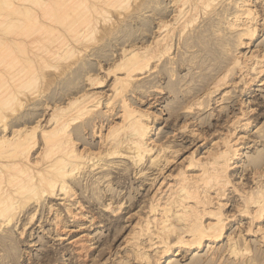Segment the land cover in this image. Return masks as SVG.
<instances>
[{"label": "rangeland", "instance_id": "1", "mask_svg": "<svg viewBox=\"0 0 264 264\" xmlns=\"http://www.w3.org/2000/svg\"><path fill=\"white\" fill-rule=\"evenodd\" d=\"M5 1H6V3H5ZM5 1H4V4H6V5H4L0 0V20H1L0 21V35H2V36L11 35L9 37H11V38L15 37L18 40H23L24 42H26L25 46L27 48H28V45H31L28 48V53L30 56H34V57L36 56L37 57V54L44 53L45 48L50 43H51V45H49V46H52V41H53V43L57 42V41H55L57 39V38H55V36H57V35H56L53 27H56L57 29L63 31L62 24L59 25L57 19L62 18L64 15L65 16L67 15V17H68V18L64 17L67 20V22H71V21L73 22V20H75L76 18L79 17L78 18L79 20L77 19L73 23L72 22L70 23V24H72V27L75 25L76 26L79 25V26H77L78 28H76V29H75L76 26L73 27L74 28L73 31L75 30L74 32H76L77 30L80 31L79 32L80 33L79 34V39H80L79 41L83 42V40H81V38L84 35H86V38H87V35L89 33H90V35H88V38L89 37L91 38V39L90 38L86 39L84 36L82 39L85 38L86 40H89L90 42L84 41L85 45H84V43L83 44L79 43L81 46L77 45L78 43L72 42L77 49L78 48L83 49V50H81L82 52H79V51L75 52L76 55H74V53L71 54L69 52H66L65 50L63 51V46H61V44H59V42L56 43L57 45L56 44L53 45V47H54L53 49L57 53V57L60 58V60L56 59V61L58 60V62H56V64L54 63L55 61H51L50 57H48L50 60L47 59L48 61H46V62L44 60L43 61L38 60L37 65L39 67L36 65V63H35V65H36V68L38 67L39 69H41L39 71L40 77L36 79L37 81L33 80L31 77H29L32 80L29 79L30 82H28L29 83L28 85L26 84L27 87L24 84H19L17 81H16L17 83L16 82L13 83L9 80V84H10L11 88H13L15 90L18 85L21 88V89L19 87L17 88V90L19 89L18 91L21 90L20 92L22 94H21L20 99L22 100V103L21 104L16 103L14 105L16 107V108L14 107L16 110V113L21 115L23 112L22 116H25L26 114H29L30 111H32V110L37 111V115H36L37 118L35 117L32 120V122H29L28 123L29 126L34 124L35 123L34 121L39 119L41 116L46 117L47 113L50 112L44 108L45 103H48L49 106H51V105L54 106V105H58V104L62 105V104H65L66 100L73 99L74 97L78 99L80 96V98H81L82 95H85L83 93L87 94V92H88V93L94 94V96H95V94H97L96 95L97 97H95L91 102L88 101L89 103H87V104L88 105H91V103L95 104V101L98 100L99 102L97 101V103H98V105L100 103V105L96 106V108L94 107V109L92 108L93 110L92 109L90 110L91 111V112H89L90 114H87L84 117V120L90 119L91 123L89 124L87 129H85L84 131L81 132V134L79 136L75 137V143H76V146H78L77 147L78 149L81 148L80 150H82V149L85 150V148H86V151L90 149V152H91V150H93L92 152H96V151H98L97 149L101 150L102 148H105V147L103 146L104 144H102V142L99 141L98 133L96 134V133H94L95 131L92 130V126H91L92 123L98 124L97 121L103 120V124H104V128H105L108 125L115 123L114 121H116V123L119 122L120 119H119L117 114L120 113V98H126L127 100L129 99V103L131 105V108L135 109V111L136 110L142 111V112H145L147 114L146 118L148 119V121H150V124H152L151 125L152 126L151 138L154 141L153 143L155 145L157 144V146L159 145L160 147H162L166 151L165 152L166 155H170L169 163L167 164L166 168L165 167L163 168V170L161 171V174H160V176H164V177L166 176L165 177L166 179L171 178L172 174L177 172L176 169L179 170L180 168H182L184 162L187 163L191 159V157H193V158L197 157L198 158L201 156L200 158L202 159L204 157L203 153L206 150H208V148L211 145L210 143L213 140L215 141V140L222 139L226 133L230 137H234L239 132L242 133V135L243 134L245 135V136H243V139H242V141L245 142L244 143L245 146L243 145L241 147L240 158L235 159V160H237V162L233 165L234 167L229 169V171H228V172H230L228 174H230L229 179H230V181H232L231 184H233L232 185L233 189L231 186H229V188L232 189V192L228 188L229 190H227V192H228L229 200L227 201V205H224L222 208L223 214H229V215H227L228 217H227V221H226L227 222L226 223L227 224V226H226L227 230L225 229L224 235H230V232H231V236H236L237 234H239L241 232L239 234L240 237H239V235L236 236V237H238V238H236V240H237V242H239L238 243L239 245L238 244L236 245L237 247L239 246L238 248L236 247V254H234V253L230 254V252L227 250L226 242H224L225 239L223 237L224 240L222 239V241H220L216 245V247H215L216 249L209 250L208 245L205 244L202 248H200L198 250H190L187 253L184 251L185 253L182 252L181 254L176 255V256L170 255L169 256L170 258L166 257L165 260L162 259L161 264H264V244L261 243V241H260V233H258V232L253 233V234L250 233L248 235L243 234V233H245V231L243 229H245V227H246L248 218H247V214H243L241 212V208H239V206L241 207L240 204H242V199H241V196L239 194L240 192L236 191L234 188V187L237 188L240 185V183L245 188L246 187L252 188L253 187L252 185H254L253 184L254 180L250 179V177H252V173L257 172V171L259 173H261L264 171V80H263L264 79V73L262 75V80L260 81L262 83L261 84L257 83L259 81H255L254 83L250 82V83H248V85H250L248 89H247L248 85L243 87L242 81H244L243 79L245 77H244V75H241L242 73L244 74L243 69L245 68L244 67L245 65H243V64H249L250 61H252V59H253V57L252 58H249V57L246 58L245 56H248L249 53H251V52H253V54H257V53H259L258 51H260L261 49L264 51V27H263L264 24H262L263 20H261V21L259 20V23L257 22V31H256L254 37H252L253 39L252 38L250 39L251 41L248 39H244V38L242 39V41L245 40L244 42L248 41V45L245 46L244 43L241 41V39L240 38H239L240 40L238 39L239 34L237 33V30L233 27H229V22L232 20V17L235 15L232 13H234V12L236 13V11H234V12L232 11L233 9H236V6H235L236 4L234 3L236 0H215L214 4L210 7V9L208 8L207 10H204V11L202 10L203 12L200 10L197 13V18L193 21H190L187 24L184 31L180 32V34H179V29L181 28V23L178 22V20L172 19V13H173L174 9H171V8H175V7H173V6H175V4H173L174 3L173 0H127L128 2L122 0L123 4L121 3V0H119V4L126 6V7L119 6L118 2L116 3V0H108L109 2H106L107 0L106 1L98 0V2H97V0H94V1L93 0H86L87 2L84 0H79V1L78 0L77 1L76 0H73V1L72 0H67V1L63 0L64 3L61 2L62 0H60V4L64 5L62 7L63 10L62 9H60V11H59V9L57 10L58 5L54 8L53 6L55 5V3L54 4L52 3V4H50V6H52V8L49 10L47 9V14H45L46 17H44V13H45L44 9L43 10L41 9L43 7L41 5L38 6L39 4H37V2H39V0H35V2H34V0L33 1L28 0L29 3L27 0H26L27 3L23 2L25 0H23V1L5 0ZM82 1H84V3ZM114 1L116 4L114 3ZM224 1H226L225 4L223 3ZM253 1H255V0H252L251 5H254V3L257 0L255 2H253ZM30 2H34L36 4H34V3L31 4ZM79 2H82V4L80 3L81 6L78 8L77 4H79ZM100 2H101V4H100ZM111 2H113L114 4ZM257 2L255 3L254 6L256 7V10H257V16L256 17L259 18L260 13L261 14L264 13V6L260 5L261 2H258V3ZM68 3L70 4V6ZM109 3H110V5H108ZM125 3H127V5ZM1 4H3V6ZM7 4L9 7L7 6ZM10 4L13 7H10L11 6ZM65 4L67 7H65ZM216 4H217V6H216ZM112 5H114V7ZM115 5H118V7ZM228 5H230V6L232 5L233 8L232 7L230 8V6H229V8L231 9L230 10L228 8ZM259 5H260V7H259ZM6 6H7V8L5 10H3ZM23 6H25V7H23ZM22 7L24 8L25 11L22 10L23 9ZM81 7L83 10L80 9ZM86 7H88V9ZM121 7H122V9H121ZM10 8H12V9H10ZM67 8L69 9V13H68ZM72 8H73V10L76 9L77 11L76 10L73 11ZM66 9H67V11H65ZM91 9H93V10H91ZM219 9H220V11H219ZM259 9H260V11H259ZM53 10H54V14L52 12ZM80 10H81V12H80ZM86 10L89 11L88 12L89 16H88V13H86ZM209 10H211V11H209ZM50 11L52 12L53 15L51 14ZM71 11H73L75 13H77V12H79V13H78V15L75 13L73 14V12H72V14H70ZM82 11L84 14H82ZM92 11H94V12H92ZM231 11H232V13H231ZM59 12L62 13V15L59 14ZM41 13L43 16L41 15ZM63 13H65V14L63 15ZM96 13L97 14L99 13V15H97ZM223 13H224V15H223ZM7 14H9V15H7ZM57 14H58V16H57ZM79 14L80 15L82 14L85 16L82 17V15L80 16ZM5 15H6V17H5ZM55 15H56V17H55ZM73 15H75V16H73ZM168 15H170V16H168ZM52 16H54V17H52ZM69 17H71V19ZM104 17H106L107 19L106 18L103 19ZM93 18H95V19H93ZM165 18H166V20H165ZM8 19L11 20L10 22H12V23H9ZM17 19H19V20H17ZM46 19H48L49 21ZM89 19H90V22L94 21L93 25L96 23L95 24V25H97L96 28L98 27V29H95L96 31L94 30V32H96V33H94L91 30L92 23H88ZM108 19H109V21H108ZM162 19L165 20L164 25H166V23L168 24V26L166 25L167 28L164 27L165 28L164 30H166L167 32L169 30V33H171L172 30L174 32L173 36L175 38H172V47H171L172 49H170V51H169L171 53H164L163 56L161 57L162 60L160 59L157 62L159 64H156V68L152 69V67L151 68L146 67L147 72L143 73L140 76V78L135 79V80L133 79L128 87H126L124 89L121 87H117L118 88L117 91L115 89H112V88L109 89V87L111 86L110 84L112 82L113 77L117 74L120 75L122 72V71H120L121 69L119 67H118L119 69L117 68V72L115 70H113L114 71L113 72L110 69H109L110 70L109 72L107 71L108 68L114 67V66H112V64L113 65H115L116 63H117V65L119 64L121 57H122V54H123V53L122 54L120 53V50L122 48L132 49L133 47L136 49V47L139 48V46L141 47L144 44H145L144 46L149 44L147 48L149 49V51H152V47L155 44L153 42L154 41L153 39H154V36H156V29H157V26L159 24L158 20L163 21ZM54 20L55 21L57 20V23ZM82 20L86 21V23H84V21L81 22ZM200 20H201V22H200ZM32 21H33V23H32ZM34 21L36 22V24H34L35 23ZM51 21H53V23L54 22L55 23L53 24ZM100 21H102V22H100ZM171 21L173 24L171 23ZM175 21L178 22V24H176ZM64 22H66V21H64ZM224 22H226V25ZM7 23H8V25H7ZM41 23H43V24H41ZM80 23H83V24H80ZM87 23L91 24V25L87 26ZM11 24H12V26H10ZM81 25H86L85 27H88V28L90 27L89 28L90 30H87L88 28L85 29V27H84L85 31L87 30L86 31L87 33H85L84 30L83 31L81 30V29H83V26H81ZM189 26H190V28H189ZM12 27H14V28H12ZM173 27L175 29H173ZM6 28L8 30H6ZM10 28H11V30H9ZM31 28L33 30H31ZM67 28H69V26H67ZM202 29H205V30H202ZM5 30H6V32H5ZM18 30H20L21 32ZM36 30H39V31H36ZM48 30H50V31H48ZM51 30H53L54 32ZM26 31H28V32H26ZM81 31H82V33H81ZM23 32L26 34H24ZM49 32H51V33H49ZM83 32H84V34H83ZM152 32H154V33H152ZM44 33H45V35H44ZM232 33H234L236 35H234ZM34 34H36V36L37 35L38 36L36 37V36H34ZM237 34H238V36H237ZM31 35H32V40L35 39L34 41H35V43H37L36 44L37 47H35L36 45L33 46V44H35V43H32V41H30V42L28 41L31 39ZM175 35H178V37ZM27 36L30 38H28ZM80 36H81V38H80ZM44 37H45L46 41L44 40ZM36 40L39 42H37ZM238 40L241 42L242 45L240 43H238L239 42ZM27 41L30 44H27ZM95 41H96V43H95ZM43 44L46 47L42 48ZM58 45H60L61 47L60 46L58 47ZM87 45H90V46H87ZM55 46H56V49H59V48H61V49H59V51H58L55 49ZM131 46H132V48H128ZM31 47L33 48V50H31ZM86 47H87V49H86ZM34 48H35V50H34ZM38 50H39V52H37ZM40 51H42V53H40ZM122 51H123V49H122ZM0 52H2L1 54H4L3 55L4 58L2 56H0V59L2 58V60H3V61L0 60V62L2 61L0 63V66L2 65L0 67V69H4L8 65L7 62L9 63L10 60H12L13 56L8 53L9 50L6 47L3 48V45H0ZM15 52H18L20 54L19 51H15ZM63 52H66L67 55L64 54ZM238 52H240L242 57H241V55H239ZM61 53H63L62 59L60 57ZM77 54H79V55H77ZM168 54H169V57H168ZM170 54H171V56H170ZM243 54H244V57H243ZM64 55H66V56H64ZM72 55H74V56H72ZM95 55H97V56H95ZM235 55H237L238 58H236ZM5 56L7 59L5 58ZM67 56H68V58H67ZM165 56H167L168 58ZM119 57H120V59H119ZM165 58L167 60L170 59L171 62L169 60L166 62V60H164ZM235 58L237 60L239 59V61H243L244 63L242 62L243 63L242 64L238 61V64H236L235 62H237V61L234 62ZM240 59H242V60H240ZM249 59H251V60L249 61ZM163 60L165 62H161ZM117 61H119V62H117ZM40 62L41 63L43 62V64H45V65L40 64ZM47 62H48V64H47ZM52 63L54 64V66H56L55 69H53L54 67H50ZM64 63H65V65H64ZM78 63H80V64H78ZM86 63L88 64V67L90 66L89 68L91 70L89 68H87ZM150 63L153 64V61ZM60 64H62L63 66ZM171 64H173V65H171ZM239 64H241L240 65L241 67L238 66ZM18 65H15V67H14L16 70L19 69ZM46 65L48 68L46 67ZM57 65H58V67H57ZM65 66H66V68H65ZM68 66H70V67H68ZM59 67H61V68H59ZM75 67H76V69H75ZM103 67H104V69H103ZM115 67H116V65H115ZM148 67H150V66H148ZM227 68L229 71L227 70ZM105 69H106V71H105ZM111 69H116V68H111ZM118 70L120 73L118 72ZM148 70H149V73H148ZM225 70L228 71V73H226ZM57 71H58V73H57ZM73 71H74V74H73ZM166 71H168V72H166ZM61 72H63V73H61ZM89 72H92L93 74L89 73ZM65 73H67V74H65ZM106 73H107L108 77H107ZM113 73H114V75H113ZM224 73H225V75H224ZM226 74H227V76H226ZM0 75H1V73H0ZM58 75H60V76H58ZM77 75H79L80 77ZM87 75H89L88 77L91 79L95 76V80H97L98 78H99V80H102V77H103L104 82L102 81V83H101L103 85L101 87L93 88V90H94L93 91L92 87H90L91 84H89L90 80L88 79V82H86ZM97 75H98V77L96 78ZM220 75H221V77H220ZM250 75H251V77H253V73L252 74L250 73L248 76H250ZM26 76H28V75H26ZM223 76L226 77V78L224 77V79H226V80H224L222 78ZM1 77H0V88L5 84L4 79H2L5 77H2V78ZM216 78L217 79L220 78V80L222 79L221 82H219L220 80H217ZM70 79H72V80H70ZM66 80H68V81H66ZM35 81H36V83H35ZM93 82H96V81L93 80ZM213 82L214 83L217 82V84H219V86L216 87V89L218 88V90H216L215 87L213 86L214 85ZM223 82H227V83H223ZM106 83H107V85H106ZM20 85H22V86H20ZM36 85H37V87H36ZM211 86H213V87H211ZM3 88H5V87H2L0 90H3ZM24 88L26 91H24V93H23L22 91ZM212 88H213V91L215 90L214 92L212 91ZM241 88L243 91L241 90ZM122 89H123V91H121ZM27 90H29L30 92ZM102 90H104V91H102ZM118 90H119V92H118ZM209 90H211V92H213V94ZM72 91H73V93H72ZM96 91H98V93ZM206 91H208V94H206L207 93ZM26 92H28V94ZM223 92H224V94H223ZM113 93L115 94V96L113 95ZM98 94H100V95H98ZM120 95H121V97H120ZM71 96H72V98H71ZM116 96H117V98H116ZM24 97H26L27 99H25ZM22 98L25 100H23ZM115 101H116V103H114ZM109 103H110V105H108ZM196 103H198V105ZM191 104H192V106H191ZM18 105H20V106H18ZM188 106H189V108H188ZM245 106L246 107L249 106L252 109L249 108L250 110L248 109L249 111L247 110L248 111V113H247L245 111V108H246ZM109 107L110 108L112 107V109H113L111 112L106 111ZM241 108H242V111L240 110ZM133 109H131V110H133ZM41 110H42V112H41ZM243 111H245V112H243ZM240 113H244V114L242 116H240ZM234 114H235V116L236 115L239 116V118H247L248 128H247L246 132L243 131V129H242L243 126H240V123H242V122L238 123V125L235 122V120H234V122L236 124L234 123V125H233V123H229V122H231L230 119L232 117H234ZM245 114L247 116H245ZM92 115H94V116H92ZM10 117H12V116H10ZM9 119L10 118L8 117V120ZM236 120H238V118ZM78 124H80V123H78ZM236 126H237V128H235ZM48 128H50V127H48V126L44 127V129H48ZM104 130L105 129L102 130L103 133L106 132ZM194 131L196 132V134L194 133ZM230 131L232 134H228V133H230ZM243 132H245V133H243ZM193 134H195V135H193ZM197 134L200 135V137H198ZM36 135H37L36 140H39V142H40L39 145L41 146V138H40L39 130L36 131ZM195 137H197V138H195ZM94 146H96V147L94 148ZM123 149L124 148H122V150ZM175 151H177V152H175ZM174 152L176 154H174ZM192 152H193V155L191 154ZM149 156L150 155H146L145 158L143 159V162L139 163L138 165L131 164V162L127 159V157L121 158L120 156H113V157L112 156H102V159H101L102 162L100 161V165H102V166H100L98 169L97 168H90L86 165H84L85 167L81 165V167L78 168L79 173L75 174V177H77V178H74V179L75 180L77 179L76 181H78L77 182L78 185L82 184V186L81 185L78 186L75 184L73 185V183H70V185H72L71 187H72L73 193H74L71 198H74L76 200H78V199L81 200V201H79V200L78 201H79V204H81L82 209L76 208L74 210L76 205H75V207L73 205L70 208H71V210H74V212H76V214H78V216L84 212V215L87 217V220H86V217L84 215L78 217V220H75V222L73 220H71V218L67 217V214L63 210L65 207V204L60 205L59 202H62V201L59 199H56V198H53V199L52 198H45V199H43V197H42L41 200L39 201L40 203H38L40 205L38 207L35 205L36 203L30 201L31 203L26 204L24 206L26 208H23V210L17 214V216L18 215L19 216L18 217L15 216L16 218H14V219L17 220L16 221L17 225L15 223V220L13 219V221L11 223L12 225L9 224L10 226L8 225L7 227H5V229L7 228L9 230V233H8V230H6V232L3 231L5 234L2 232V234H4L6 237L8 235V238L5 239V242L2 243V245L0 244V264H142V263L145 264L144 260L141 259L139 256H137L136 252H135V254H133L135 251L133 246L137 242H139V240H137L136 233H135L134 229H132L131 224L132 225L135 224L134 222H136L139 217H143L146 214L144 212H147V208H148L149 203H150L149 200H151V195H150L151 192L150 191L152 189L151 188L152 186L150 184L151 183L150 178L154 175V173H156L157 165L159 166L161 164L160 161L157 162V165H156V163L154 164V163L148 162ZM104 158H106L107 160L109 159V160L107 161ZM186 158H188V159L186 160ZM144 162H145V164H144ZM107 163H109L108 166H107ZM85 168H87V169H85ZM133 168H135V169H133ZM140 168L143 169L144 173L142 174V176H144V177H142L139 174H136V171H138V169H140ZM254 168H255V170H254ZM96 169L99 171H97ZM108 169L110 171H107ZM93 170H94V172H93ZM251 171H252V173H251ZM81 172H83V173H81ZM95 172H96V174H95ZM169 173L170 174L172 173V174L169 175ZM77 174H79V175H77ZM80 175H81V178H80ZM134 175L135 176L138 175V176L135 177ZM263 175H264V172H263ZM91 176H92V178H91ZM97 176H99V177H97ZM79 178H80V180H79ZM96 178H98V179L96 180ZM99 178H100V180H99ZM261 178H260L261 179L260 181H262V184H263L264 183V176H262ZM95 181H96V183H95ZM237 183H239V184L236 185ZM149 184H150V186H149ZM79 187H80V189H79ZM70 193H72V192H70ZM77 193L79 194V197H78ZM234 195H236V196H234ZM231 196H232V198H231ZM109 201H111V202H109ZM121 202H122V204H121ZM236 202L238 203L239 206H237ZM108 203H110V211H109V209H107V207H105L106 204H108ZM41 204L44 207H42ZM48 204L53 205L51 207L52 212L51 211L48 212V210L46 208L49 206ZM146 204H148V205H146ZM33 205H35V206H33ZM118 205H120V206H118ZM31 207H34V208H31ZM60 207H62V208H60ZM237 207L239 210L236 209ZM43 208H44V210H43ZM56 208H59V209H56ZM145 208H146V210H145ZM112 209H113V211H111ZM117 209H120V210H117ZM56 210H60L62 212L61 214L63 216L61 215V217H60L61 219L57 220L59 225L57 224L55 226V223L53 224L52 220L55 219L54 222H56V219H57L55 217V211ZM105 210H107V211L105 212ZM24 212H26V213H24ZM31 212L32 213L35 212V216L33 218V221L30 222L32 225L29 224V222L27 223L28 217H29V215H31L30 214ZM78 212H80V213H78ZM239 212H240V214H239ZM88 214H90L93 217L91 224H90V222H88L90 219V217H88L90 215H88ZM229 217H231V218H229ZM67 218H69V219H67ZM233 218H236V219H233ZM38 219H39V221H38ZM64 219H66V221ZM59 220H61V222ZM62 220L65 221L67 224L66 229L61 227L62 223H63ZM18 221L20 222V224ZM59 222L61 223V225ZM239 222H241V223H239ZM14 224H15V227H14ZM27 224H28V226H26ZM40 224H42V225H40ZM237 224H240V226ZM77 225L78 226L83 225V226H81L82 227L81 228V227H78ZM22 226H25V228L23 229ZM40 226H41V228H40ZM84 226H85V228H84ZM253 226H254V224H253ZM22 231H23V233H22ZM20 232H21V234H20ZM55 232H56V234H55ZM58 232L65 233V234H62L63 236H62V238H60L57 235ZM129 232H132V234L133 233L134 234L132 235ZM6 233H8V234H6ZM127 234L130 236H128ZM78 237L82 238V239H86L88 241V243H86V244L88 245L90 243L89 245H91V247L88 246L87 250L85 251L86 255L84 257V260L82 257H80L82 259H79V257H77V255L74 253V247L70 243V241L73 240V238H78ZM59 238H60V240H59ZM87 238H89V239L91 238V239L89 240ZM134 238H136V239H134ZM129 239H130V241H128ZM125 241L128 243L125 244L126 243ZM133 243H135V244H133ZM131 246H132V248H131ZM218 246L221 248V250ZM241 249H242V251H241ZM215 250H217V252H215L213 254V252ZM243 252H244V254H243ZM148 253L150 254V255H148L149 261L146 264H150V263L153 264V262H154L153 261L154 258H152L153 254L150 250H148ZM241 253L243 254V256L240 255V258H239V254H241ZM134 255L136 256L135 257L136 259L134 258ZM137 258H140L143 262L140 259L137 260ZM220 258H222V259L220 260ZM234 259H236V260H234ZM169 260H171V261H169ZM251 261H254L255 263L251 262Z\"/></svg>", "mask_w": 264, "mask_h": 264}, {"label": "bare ground", "instance_id": "2", "mask_svg": "<svg viewBox=\"0 0 264 264\" xmlns=\"http://www.w3.org/2000/svg\"><path fill=\"white\" fill-rule=\"evenodd\" d=\"M4 1L5 0H1V2L3 4H4ZM20 1H23V0H20ZM27 1L25 0L23 2L27 3ZM29 1H28V3H29ZM65 1H67V0H65ZM84 1H86V0H84ZM84 1H82V2L84 3ZM104 1H106V0H104ZM124 1L128 2L127 0H124ZM214 1L215 0H173V2H174L173 4H175V6H173V7H175V8H171V9H174V11L172 13V19L178 20V22L181 23V28L179 29V34H180V32L184 31V29L186 28L187 24L190 21H193L197 18V13L200 10L204 11V10H207L208 8L210 9V7L214 4ZM255 1H253V2H255ZM257 1L261 2V4L260 3L259 4L264 6V0H257ZM34 2H35V0H34ZM34 2H30V3L32 4ZM61 2H63V0ZM82 2H79V4H77L78 8L81 6ZM97 2H98V0H97ZM106 2H109V1L107 0ZM117 2H118L119 6H123V5L119 4V0H116V3ZM225 2L226 1H224L223 3L225 4ZM5 3H6V1H5ZM52 3L53 4L55 3V5L53 6L54 8L58 5L57 10L59 9V11L64 6V5L60 4V0H39V2H37V4H39L38 6L41 5L43 7L41 9L42 10L44 9V11H45V13L43 12L44 17H46L45 14H47V9L49 10L52 8V6H50V4H52ZM111 3H113V2H111ZM114 3H115V1H114ZM121 3H122V0H121ZM234 3L236 4L235 5L236 9H233L232 11L233 12L236 11V13L235 12L232 13V11H231V13L235 14V15L232 17V20L229 22V27H233L237 30V33L239 34L238 39L240 38L241 41L243 38L250 40L252 37H254V35L257 31V22L259 23V20L260 21L263 20L262 24H264V13L263 14L260 13V15L258 14L259 18L256 17L257 16V10H256V7L254 6L255 3H254V5H251L252 0H236ZM3 4H1V5L3 6ZM34 4H36V3H34ZM100 4H101V2H100ZM125 4L127 5V3H125ZM4 5H6V4H4ZM108 5H110V3ZM118 5H115V6L118 7ZM260 5H259V7H260ZM7 6H8V4H7ZM7 6L3 10H5L7 8ZM69 6H70V4H69ZM112 6L114 7V5H112ZM216 6H217V4H216ZM229 6L230 5H228V8H229ZM10 7H13V6L11 5ZM23 7H25V6H23ZM65 7H67L66 4H65ZM123 7H126V6H123ZM231 7H232V5L230 6V8ZM86 8L88 9V7H86ZM10 9H12V8H10ZM67 9L65 11H67ZM80 9L83 10L82 7ZM93 9H91V10H93ZM121 9H122V7H121ZM22 10H24V8ZM72 10H73V8H72ZM75 10H73V11H75ZM81 10H80V12H81ZM73 11H71L70 14H72ZM209 11H211V10H209ZM219 11H220V9H219ZM259 11H260V9H259ZM52 12L54 14V10ZM52 12H51V14H52ZM88 12L89 11L86 10V13H88ZM92 12H94V11H92ZM68 13H69V9H68ZM74 13L75 12H73V14ZM78 13L79 12H77L75 14L78 15ZM99 13L98 14L96 13V14L99 15ZM9 14H7V15H9ZM59 14L62 15V13H60V12H59ZM64 14L65 13H63V15ZM82 14H84L83 11H82ZM41 15H42V13H41ZM223 15H224V13H223ZM57 16H58V14H57ZM73 16H75V15H73ZM83 16H85V15H82V17ZM88 16H89V13H88ZM168 16H170V15H168ZM5 17H6V15H5ZM52 17H54V16H52ZM55 17H56V15H55ZM64 17L66 18L67 15L66 16L64 15L60 19H57L59 25L62 24L63 31L57 29L56 27H53V29L55 30V33L57 35V36H55V38H57V39L56 40L54 39V40L59 42V44H61V46H63V51L65 50L66 52H69L71 54L74 53V55H76L75 52H77V51L82 52L81 50H83V49H81V48L77 49L73 43L75 42V43H78L77 45H80L79 43L83 44L84 41L90 42L89 40H86V39L90 38V37L88 38V35H90V33L87 35V38H86V35H84L86 39L85 38L82 39L84 36L81 38V36H82L81 35L80 38H81V40H83V42L79 41L80 40L79 39V34H80L79 32L80 31L77 30L76 32H74L75 30L73 31V29H74L73 27H75L76 25L72 27V24H70L72 21L67 22V20ZM69 18L71 19V17H69ZM78 18H76L75 20H77ZM105 18L106 17H104L103 19H105ZM93 19H95V18H93ZM109 19H108V21H109ZM17 20H19V19H17ZM46 20H48V19H46ZM57 20L56 21L54 20V21L57 23ZM75 20H73V22ZM165 20H166V18H165ZM165 20H163V21L158 20L159 24H158L157 29H156V36H154V39L152 38L154 40L153 42L155 43L153 46L154 48L152 47V51H149V49L147 48L149 44L146 46H144L145 45L144 44L141 47L138 45L139 48L136 47V49L134 47L132 48V46H131L128 48H132V49L122 48L123 51H122V49L120 50V53L121 54L123 53V54H122L120 62L117 61V62H119V64L117 65V63H116L115 64L116 67H115V65L112 64V66H114V67H111V68H116V69L108 68L107 71L109 72L110 70H112V71L115 70L117 72V68L119 67L121 69L120 71H122V72L120 75L117 74L113 77L111 84L109 83L111 85L109 87V89L112 88V89H115L117 91V89H118L117 87H121L123 89L128 87L133 79L134 80L138 79V78H140V76L143 73L147 72L146 71L147 68H151V67H152V69L156 68V64H159L157 62L161 59V57L163 56L164 53H171L169 51H170V49H172L171 48L172 47V38H175V37L173 36L174 35L173 30L171 31V33H169V30H168V32L166 30H164L165 29L164 27H166V25L168 26L167 23H166V25H164ZM10 21L11 20H9L8 22L12 23ZM64 21H66L67 23ZM83 21L84 20H82L81 22H83ZM51 22L53 23V21H51ZM93 22L94 21L90 22V19H89L88 23H92L91 30L94 32V30L98 29V27L96 28L97 25H95L96 23L93 25ZM100 22H102V21H100ZM178 22H176V24H178ZM200 22H201V20H200ZM32 23H33V21H32ZM84 23H86V21H84ZM88 23H87V26L91 25ZM171 23H172V21H171ZM224 23L226 25V22H224ZM34 24H36V22ZM41 24H43V23H41ZM80 24H83V23H80ZM7 25H8V23H7ZM10 26H12V24ZM67 26H69V28H67ZM77 26H79V25H77ZM77 26L75 27V29L78 28ZM81 26H83V29H81L82 31L83 30L85 31V29L88 28V27H85L86 25H81ZM14 27H12V28H14ZM84 27H85V29H84ZM89 28L87 30H90ZM189 28H190V26H189ZM173 29H175V28L173 27ZM205 29H202V30H205ZM6 30H8V29L6 28ZM6 30H5V32H6ZM9 30H11V28ZM31 30H33V29L31 28ZM18 31H20V30H18ZM36 31H39V30H36ZM48 31H50V30H48ZM51 31H53V30H51ZM82 31H81V33H82ZM86 31H85V33H87ZM26 32H28V31H26ZM49 33H51V32H49ZM94 33H96V32H94ZM152 33H154V32H152ZM24 34H26V33H24ZM83 34H84V32H83ZM232 34H234V33H232ZM238 34H237V36H238ZM44 35H45V33H44ZM178 35H175V36L178 37ZM234 35H236V34H234ZM9 36H11V35H4V36L0 35V45H3V48L6 47L9 50L8 53L13 56L12 60H10L9 63L7 62L8 65L4 69H0V73H1L0 77L1 76L5 77V78L1 77L5 81V84L3 86L2 85L1 86L5 87V88H3V90H0V244L1 245H2V243L5 242V239L8 238V235H7V237L4 235L5 234L4 232H6V230H8L7 228L5 229V227H7L9 224L12 225L11 223H12L13 219L19 216V215L17 216V214L20 213L23 210V208H26L24 206L26 204L31 203L30 201L36 203L35 205L38 207V206H40L38 203H40L39 201L41 200L42 197H43V199H45V198H52V199L56 198V199H59L62 201V202H59L60 205L65 204V207L63 210L67 214V217H70L71 220H73L74 222H75V220H78V217L84 215L83 211H82L83 213L80 214L79 216H78V214H76V212H74V210L76 208L82 209V206H81V204H79V201H81V200L78 199L79 200L78 201L74 198H71L74 193H73V189L71 187L72 185H70V183H73V185L74 184L78 185V183H77L78 181H76L77 179L75 180L74 178H77V177H75V174L79 173L78 168H80L81 165L82 166L86 165L90 168H97L98 169L100 166H102V165H100V161L102 159V156H112V157L113 156H120L121 158L127 157V159L131 162V164L138 165L139 163L143 162V159L145 158L146 155H150L148 157V162L154 163V164L156 163V165H157V162L160 161L161 164L159 166L157 165L156 173H154V175L152 177L150 176L151 177L150 178L151 183L150 182L149 183L151 184L152 189L150 191L151 192V194H150L151 200H149L150 203H149V206L147 208V212H144L146 214L143 217H139L138 220L136 219L137 221L134 222L135 224H133V225L131 224L132 229H134V231L136 233L137 240H139V242L136 241L137 242L136 244L133 243V244H135L133 246V248L135 249L133 254H135V252H136L137 256H139L141 259H143L145 264H146L149 261L148 255H150V254L148 253V250H150L153 254V256L152 255L151 256H152V258H154L153 264H161L162 259L165 260V258L169 257L170 255L176 256V255L181 254L184 251L187 253L190 250H198V249L202 248L205 244L208 245L209 250L216 249L215 248L216 245L220 241H222L223 237L226 240L225 241L223 239L224 242H226V247H227V250L230 252V254L231 253L236 254V247H237L236 245L239 243L236 240V238H238L236 236L239 235L241 232L240 233L238 232L239 234H237L236 236H231V232H230V235H224L225 229L227 226V224H226L227 223L226 222L227 217H228L227 215H229V214H223L222 208L224 205H227V201L229 200L227 190L230 189L232 192V189H233V186H232L233 184H231L232 181H230V179H229L230 174H228L230 172H228V171H229V169L233 168L234 167L233 165L237 162V160H235V159L240 158V154H241L240 150H241V147L245 143L244 141H242L243 136H245L244 134L242 135V133L239 132L240 134L238 133L234 137H230L226 133L222 139L215 140V141L213 140L210 143L211 145L208 148V150L205 149L206 151L203 153L204 157L202 159L200 158L201 156L198 158L197 157H195V158L191 157V159L187 163L184 162L182 168L179 167L180 168L179 170L176 169V171H177L176 173H173V174L171 173L172 174L171 178L166 179L165 178L166 176L165 177L160 176V174H161V171L163 170V168L164 167L166 168L167 164L169 163L170 155H166L165 154L166 151L162 147H160L159 145L157 146V144L155 145L153 143L154 141L151 138V134H152V126L151 125L152 124H150V121H148V119L146 118L147 114L145 112H142V111H137V110L135 111V109L131 108V105L129 103V99L127 100L126 98H120V113L117 114L119 119H120L119 122L116 123V121H114L115 123L110 124L108 126L106 125L107 127H105V128H104L103 120L97 121L98 124L92 123V125H91L92 130L95 131L94 133H96V134L98 133L99 141L102 142V144H104L103 146L105 148H102L101 150L97 149L98 151H96V152H92L93 150H91V152H90L89 148H88L89 150H87V151H86V148H85V150H83V149L80 150L81 148L78 149L77 148L78 146H76L75 137L79 136L81 134V132L84 131L85 129H87V127L91 123L90 119L84 120V117L87 114H90L89 112H91L90 110L92 108L94 109V107L96 108V106L100 105V103H99V105L97 103L98 100L95 101V104H92V103H91V105L87 104V103L91 102L95 97H97L96 96L97 94H95V96H94V94H91L88 92H87V94L83 93L85 95L81 94L82 95L81 98H80V96L78 99L74 97L73 99L66 100L67 102L65 101V104H62V105L58 104V105H54V106H52V105L49 106L48 103H45L44 108L50 112L47 113L46 117L41 116L39 119L34 121L35 122L34 124L29 126L28 123L32 122V120L36 117L37 111L32 110V111H30L29 114H26L25 116H22L23 112L21 115L16 113V110H15L16 107L14 105L16 103H20V104L22 103V100L20 99L22 93L20 92L21 90L20 91H18L19 89L17 90L19 85L16 87L15 90L13 88H11V86L9 84V80L13 83L17 81L19 84H24V85L27 84L28 85L29 84L28 82H30L29 77H31L33 80H36L37 78H39L40 77L39 71L41 69L38 68L39 67L37 65L38 60H40V61L44 60L46 62V61H48L47 59H49L48 57H50L51 61H55L54 62L55 64H56V62H58V60L56 61V59L60 60V58L57 57V53L53 49L54 48L53 45H55L57 42L53 43V41H52V46H49V45H51V43H50L47 47L44 46V44H43L42 48L46 47L44 53H42L43 50L41 49L42 51H40V53H42V54H37V57L36 56L34 57V56H30L28 53V48L31 45H28V48H27L25 46L26 42H24L23 40H18L15 37L11 38ZM34 36H36V34H34ZM28 38H30V37H28ZM34 40H32V35H31V39L28 41L29 42L32 41V43H35ZM44 40H45V37H44ZM28 41H27V44H30V43H28ZM244 41H242V42L244 43L245 46H247L248 41L247 42H244ZM37 42H39V41H37ZM95 43H96V41H95ZM238 43L241 44L240 41ZM36 44L37 43L33 44V46ZM84 45H85V43H84ZM59 46L60 45H58V47ZM87 46H90V45H87ZM35 47H37V45ZM55 49H56V46H55ZM59 49H61V48H59ZM59 49H56V50L59 51ZM86 49H87V47H86ZM31 50H33L32 47H31ZM34 50H35V48H34ZM39 50L37 52H39ZM15 51H19L20 54L18 52H15ZM66 52H63V53L66 54ZM258 52L259 53H257V54H253V52H251V53H249L248 56H245L246 58L247 57H249V58L253 57L252 61H250L251 59H249V61H250L249 64H243L244 63L243 61H239V59L237 60L236 59V58H238L237 55H235V57H236L235 60L233 59L234 62L237 61V62H235L236 64H238V61H239L240 63L243 62L242 64L245 65L244 66L245 68L243 69L244 74L243 73L241 74V75H244V77H245L244 78L242 76L244 78L243 79L244 81H242L243 87L247 86L248 83H250V82L254 83L255 81H259L257 83H259V84L262 83L260 81L262 80V75L264 73V51L261 49ZM1 53L2 52H0V54ZM63 53H61V56H60L61 59L63 57L62 56ZM238 53H239V55H241L240 52H238ZM3 55L4 54H1L0 56H2L4 58ZM66 55H64V56H66ZM74 55H72V56H74ZM77 55H79V54H77ZM95 56H97V55H95ZM170 56H171V54H170ZM165 57H167V56H165ZM168 57H169V54H168ZM241 57H242V55H241ZM243 57H244V54H243ZM5 58H6V56H5ZM67 58H68V56H67ZM119 59H120V57H119ZM0 60H2V58ZM164 60H166V62L168 60L170 61V59L167 60L166 58ZM164 60L161 62H165ZM240 60H242V59H240ZM152 61H153L154 65L150 63ZM35 63L38 66L37 68L39 70L36 68ZM65 63H64V65H65ZM40 64H43V62L42 63L40 62ZM47 64H48V62H47ZM52 64L50 67H54L53 69H55L56 66H54V64L53 65ZM78 64H80V63H78ZM15 65H18L19 69L16 70L14 68ZM43 65H45V64H43ZM60 65H62V64H60ZM171 65H173V64H171ZM240 65L241 64H239L238 66H240ZM148 66H150V67H148ZM46 67H47V65H46ZM57 67H58V65H57ZM68 67H70V66H68ZM89 67L87 64V68H89ZM59 68H61V67H59ZM65 68H66V66H65ZM75 69H76V67H75ZM103 69H104V67H103ZM227 70H228V68H227ZM105 71H106V69H105ZM228 71H226V73H228ZM63 72H61V73H63ZM118 72H119V70H118ZM166 72H168V71H166ZM57 73H58V71H57ZM89 73H92V72H89ZM148 73H149V70H148ZM250 73L251 74L253 73V77H251V75L248 76ZM65 74H67V73H65ZM73 74H74V71H73ZM26 75H28V76H26ZM106 75H107V73H106ZM113 75H114V73H113ZM224 75H225V73H224ZM58 76H60V75H58ZM77 76H79V75H77ZM88 76L89 75H87V77ZM226 76H227V74H226ZM87 77H86V82H88V79L90 80L89 84H91L90 87H92V90H93V88L101 87L103 85V84H101L102 81L104 82L103 77H102V80H99V78L97 80H95V76L93 77L94 79L93 78L91 79L89 77L87 78ZM97 77H98V75L96 76V78ZM107 77H108V75H107ZM220 77H221V75H220ZM224 77L225 76H223L222 78L224 79ZM32 79H30V80H32ZM68 80H66V81H68ZM70 80H72V79H70ZM93 80L96 82H93ZM217 80H220V78H218ZM221 80L219 82H221ZM224 80H226V79H224ZM36 81H35V83H36ZM217 82L214 83V85L212 84L215 87V89H216V87L219 86V84H217ZM227 82H223V83H227ZM27 85H26V87H27ZM37 85H36V87H37ZM106 85H107V83H106ZM20 86H22V85H20ZM213 86H211V87H213ZM249 86L250 85L247 86V89L249 88ZM123 89L121 91H123ZM216 90H218V88ZM241 90H242V88H241ZM24 91H26L25 88L23 89L22 92L24 93ZM27 91H29V90H27ZM102 91H104V90H102ZM209 91L211 92V90H209ZM212 91H213V88H212ZM96 92L98 93V91H96ZM118 92H119V90H118ZM206 92H207L206 94H208V91H206ZM213 92H211V93L213 94ZM26 93L28 94V92H26ZM72 93H73V91H72ZM114 93H113V95L115 96L116 93L115 94ZM223 94H224V92H223ZM98 95H100V94H98ZM120 97H121V95H120ZM24 98L27 99L26 97H24ZM71 98H72V96H71ZM116 98H117V96H116ZM25 99H23V100H25ZM114 103H116V101ZM192 104H191V106H192ZM196 104L198 105V103H196ZM108 105H110V103ZM18 106H20V105H18ZM188 108H189V106H188ZM249 108H250L249 106H247L245 108V111L247 113L250 109H252V108H250V109ZM131 109H133V110H131ZM112 110H113L112 107L111 108L109 107L106 111L111 112ZM240 110L242 111V108ZM245 111H243V112H245ZM41 112H42V110H41ZM243 114L244 113H240V116H242ZM10 116H12V117H10ZM92 116H94V115H92ZM245 116H247V115L245 114ZM8 117L10 118L9 120H8ZM232 118L230 119L231 122H229V123H233V125H234V123L236 122L238 125V123L242 122V123H240V126H243V128H242L243 131H245V132L247 131V128H248L247 118H239V116H237V115L235 116V114H234V117H232ZM237 118H238V120H236ZM234 120H235V122H234ZM78 123H80V124H78ZM46 126H48L50 128L44 129V127H46ZM235 128H237V126ZM103 129H105L104 130V131H106L105 133H103V131H102ZM38 130H39V134H40V138H41V146L39 145V143H40L39 140H36V138H37L36 137L37 136L36 131H38ZM245 132H243V133H245ZM194 133L196 134L195 131H194ZM195 134H193V135H195ZM228 134H232L231 131ZM197 136L200 137V135H198V134H197ZM195 138H197V137H195ZM95 147L96 146H94V148ZM122 148H124V149L122 150ZM175 152H177V151H175ZM175 152H174V154H176ZM191 154L193 155V152ZM104 159L107 160L106 158H104ZM187 159L188 158H186V160ZM108 164L109 163H107V166H108ZM144 164H145V162H144ZM85 169H87V168H85ZM133 169H135V168H133ZM254 170H255V168H254ZM97 171H99V170H97ZM107 171H110V170L108 169ZM83 172H81V173H83ZM93 172H94V170H93ZM263 172L259 173L257 171V172L252 173V171H251L252 177H250V179L254 180V183H253L254 185H252L253 186L252 188L249 187L250 188L249 189L246 187L247 188L246 189L243 185H241V183L237 188L236 187H234V188L236 191L240 192L239 194H240L241 199H242V204H240L241 207L236 202L237 206H239V208H241V212L243 214H247V218H248L247 224L245 223L246 224L245 229L242 228L245 231V233H243V234L248 235L250 233L253 234V233L258 232V233H260V241H261V243L264 244V186H263L264 183L262 184V181H260L262 179L261 177L264 176ZM143 173H144L143 169H141V168L138 169V171H136V174H139L141 176ZM95 174H96V172H95ZM171 174L169 173V175H171ZM77 175H79V174H77ZM136 176H138V175H136ZM97 177H99V176H97ZM142 177H144V176H142ZM80 178H81V175H80ZM80 178H79V180H80ZM91 178H92V176H91ZM97 179L98 178H96V180ZM99 180H100V178H99ZM95 183H96V181H95ZM150 184H149V186H150ZM238 184L239 183H237L236 185H238ZM79 185L82 186V184H79ZM229 186H231L232 189L229 188ZM80 187H79V189H80ZM69 191L72 193H70ZM234 196H236V195H234ZM78 197H79V194H78ZM231 198H232V196H231ZM109 202H111V201H109ZM121 204H122V202H121ZM35 205H33V206H35ZM73 205H74V207L76 205V207L75 208L73 207L74 210H71L70 207ZM146 205H148V204H146ZM41 206H42V204H41ZM52 206L53 205H49L48 207H46L48 212L49 211L52 212V210H51ZM118 206H120V205H118ZM42 207H44V206H42ZM62 207H60V208H62ZM105 207H107V209H109V211H110V203L106 204ZM31 208H34V207H31ZM56 209H59V208H56ZM236 209H238V207ZM43 210H44V208H43ZM117 210H120V209H117ZM145 210H146V208H145ZM106 211L107 210H105V212ZM111 211H113V209ZM24 213H26V212H24ZM61 213L62 212L60 210L55 211V217L57 218L56 222H54L55 219L52 220L53 224L55 223V226L58 224L57 220L61 219L60 218L62 215ZM78 213H80V212H78ZM30 214L31 215H29L28 220H27V223L29 222V224H31L30 222L33 221V218L35 216V212H33V213L31 212ZM90 214H88V215H90ZM239 214H240V212H239ZM88 217H90L88 222H90V224H91L93 217L91 215ZM229 218H231V217H229ZM67 219H69V218H67ZM233 219H236V218H233ZM14 220H15V223L17 225V222H16L17 220L16 219H14ZM64 220L66 221V219H64ZM86 220H87V217H86ZM38 221H39V219H38ZM59 221L61 222V220H59ZM65 221L62 220L63 223H62L61 227L66 229L67 224ZM239 223H241V222H239ZM19 224H20V222H19ZM253 224H254V226H253ZM40 225H42V224H40ZM60 225H61V223H60ZM83 225H81V226H83ZM237 225L240 226V224H237ZM26 226H28V224ZM81 226H78V227H81ZM14 227H15V224H14ZM22 228L24 229L25 226H22ZM40 228H41V226H40ZM84 228H85V226H84ZM2 232L4 234H2ZM8 233H9V230H8ZM8 233H6V234H8ZM22 233H23V231H22ZM129 233L132 234V232H129ZM20 234H21V232H20ZM55 234H56V232H55ZM62 234H65V233H61V232L57 233V235L60 238H62V236H63ZM128 236H130V235H128ZM239 237H240V235H239ZM60 238H59V240H60ZM87 239H89V238H87ZM134 239H136V238H134ZM128 241H130V239ZM70 243L74 247V253L77 255V257H79V259L83 258V260H84V257L86 255L85 251L87 250V247L88 246L91 247V245H89L90 243L87 245L86 243H88V241L86 239H82L79 237L73 238V240H71ZM127 243L128 242H126L125 244H127ZM131 248H132V246H131ZM220 250H221V248H220ZM241 251H242V249H241ZM215 252H217V250H215L213 252V254ZM243 254H244V252H243ZM243 254L242 253L239 254V258H240V255L243 256ZM80 257H82V258H80ZM135 257L136 256L134 255V258ZM140 258H137V260ZM221 259L222 258H220V260ZM234 260H236V259H234ZM169 261H171V260H169ZM251 262H254V261H251ZM142 264H144V263H142Z\"/></svg>", "mask_w": 264, "mask_h": 264}]
</instances>
